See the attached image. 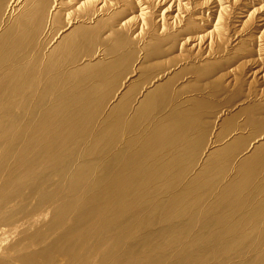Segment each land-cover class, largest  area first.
<instances>
[{"label":"bare ground","instance_id":"obj_1","mask_svg":"<svg viewBox=\"0 0 264 264\" xmlns=\"http://www.w3.org/2000/svg\"><path fill=\"white\" fill-rule=\"evenodd\" d=\"M167 1L0 0V264H109L125 238L136 252L158 249L137 242L158 233L157 222L185 238L201 219L206 233L191 236L190 250L210 242L211 226L233 237L253 222L255 208L238 222L219 209L232 201L242 210L243 191L264 179V99L250 95L254 85L264 95V3L241 16L243 0L195 3L200 13L177 27L172 45L167 29L192 0L162 11ZM130 6L138 15L118 21ZM202 24V35L181 40ZM140 36V48L121 51ZM80 53L90 58L78 65ZM240 56L248 61L228 71ZM247 63L258 71L247 74ZM231 89L242 98L218 111ZM229 170L240 179L223 181ZM48 187L92 189L91 209L68 222L78 206L35 196ZM219 187L222 202L203 209ZM250 264H264V250Z\"/></svg>","mask_w":264,"mask_h":264},{"label":"rangeland","instance_id":"obj_2","mask_svg":"<svg viewBox=\"0 0 264 264\" xmlns=\"http://www.w3.org/2000/svg\"><path fill=\"white\" fill-rule=\"evenodd\" d=\"M172 1H174V0H172ZM200 1L205 2V1H208V0H192V2L190 3L192 5L191 8H190L191 9L190 12H192V13L187 12V11L183 12V14H181V17H182L181 22L179 24H177V25L174 24L173 26H175V28H173L172 25H171L167 29L168 33H171L173 35V37H172V35H170V40L168 41V42H171L172 45H173L174 38H175V36H174L175 35V31L180 28L179 26H181V27L185 26L187 24L188 19H189V17L191 15H196V14L200 13L199 9L195 10V6H197L196 4L199 3ZM167 2L165 4H164V2H162L161 4H164L163 6L154 5V7H156V9L155 8L153 9L154 10V18L156 16L159 17L160 14L162 13V12L159 13L160 10L162 9V11H164L165 8H166V7L164 8V6L165 5L167 6L168 4L171 3L170 1L168 3ZM248 3H250V5H249V7H246L248 5ZM263 3H264L263 0H252V1L251 0L250 1L249 0H243V3L238 8L237 14H238V16L248 15L245 12H247L249 10H250V12H252V9H249V8L258 9L260 7V5L263 4ZM160 6H161V9H159ZM173 7H174L173 12H175L177 10L176 4H174ZM198 7H200V6H198ZM130 8H133V10H131V9L126 10V12H124V15L120 16L118 21L126 22L132 16L138 15V13H137L138 6H136L135 8L133 6H130ZM171 14H173V16L176 15L175 13H171ZM156 21H158V19H156ZM211 22L212 23H210V24H212V25L215 24L214 21L211 20ZM177 27H179V28H177ZM206 29H207V27H206L205 24L204 25L202 24L200 29L195 28V27H191L190 29L186 30L182 34L181 40H184V39L190 38V37H196L197 35H202V33H200V32H202L203 30H206ZM142 39H141V36H140L133 43H130V44H125L124 43L123 47L121 48L122 49L121 51H123L125 49H126V51L127 50L129 51L132 46L140 48L139 46H142V44L144 43L143 41H146V39H144V40H142ZM177 45L179 46V44H177ZM177 45L175 46L174 52H177L180 49V47L178 48ZM234 45H235V43H234ZM259 45H263L262 41L259 42L257 46H259ZM257 46L256 47L255 46H251V48H254V50H258L259 48ZM112 51H114V50H112ZM83 53H80L79 55L77 54V58H78V62L77 63H78V65L80 63H82V62L87 61L88 58H90L89 57L90 55H86V54L84 55ZM137 54H138V58L136 57L133 60H131L130 61V63H131L130 65H132V63L134 62L135 59H136L135 60V62H136L143 55L141 50L139 52H137ZM248 57H245V56H240L239 58L237 57L236 60L232 64H229L228 66H226L228 68V71L232 70L234 67H237L242 61L247 62L248 61ZM73 65L72 64H68V66L66 68H69L70 66H73ZM247 66H248V69H247L246 73L250 74L248 71H252L251 72V74H252L253 72L258 71L259 63L257 65L255 63H253V64L247 63ZM126 71L128 73L130 71V69L128 68V69H126L124 71L122 69L121 73L119 72L118 77L114 78L110 82L112 84L113 83H117L119 81V79H120L119 77L123 78V76H125L127 74ZM70 81H72V80H70ZM70 81L67 82L68 83L67 86L70 85V83H71ZM94 81L97 82V80H94ZM252 89L250 91L251 92L250 95H252V98H253V95H254L255 96V100L257 99V100L261 101V100L264 99V97H263L264 95L262 96L257 91V89L259 90L260 88H256V85H254V86H252ZM220 94H221V97H223V98L226 95H230L229 98H228V100L230 102L227 100L225 104L222 103V105L219 107V109H217L218 111L222 110V112L224 110H226L225 107H227L228 105H231L232 103H234L237 100H239L240 98H242V96H239V97L236 96L235 95V91L232 90V89L231 90H222L220 92ZM258 112L261 115H263L264 114V107L258 108ZM248 128H250L252 130V126L248 127ZM250 129H247V130L251 131ZM248 131H245V132H248ZM257 135H259V134H255V136H257ZM93 138H94V136H92V138L90 137L89 140H88V143ZM93 156H95V155H93ZM105 170L106 169L104 168L101 171L105 172ZM234 172H235L234 170H229L227 173H225V175L223 177V181H225V179H226V181H228V179H230V178H231V181L239 180L240 179V175H239V179H238L237 178L238 176H235ZM65 178H69V175H67ZM263 182H264V179H263V181L261 179L260 182H259L260 186H258L259 189L256 187V188H252L251 190L243 191L242 196L245 197L246 199L244 198L245 204H244L242 210L239 209V208H235V206L232 203V201L229 202L230 204L227 202L226 204L223 203V205L220 206L219 211L221 212V215L226 214L229 217V220H231V222L232 221L238 222V220L243 218L244 215H245V218H246L248 215L251 214V211L253 213L254 210L257 212V213L256 212H254V213H256V215L257 214L259 215V216L257 215L258 217L255 215V218L252 220L253 222H250L249 223L250 225L248 224L249 227L247 225L245 229L242 228V229H240L237 232V234H235V236L233 235V237L237 236L236 238L233 239V237L231 235L227 236V237H224L222 228L220 229V227L211 226V230H213L212 233H210L208 231V235L211 237L210 242L208 244L202 245V246H200V247H198L196 249L190 250L188 244H189V239L191 238V236L194 233H197V232L206 233V230L201 227V224H200L202 222L201 219L196 224V230H198V231L195 230L196 232L194 231L193 233H189L190 235L188 234L185 238L184 237H171L172 233L170 234V232H169V230H171L170 227L167 226V224L163 225L162 222H157L155 224V226H157L159 228V230L157 231L158 233L151 234V235H142L143 237L137 238V242H139L140 245H142L141 243L142 242L144 243L145 239H148V240L150 239L149 240L150 242H157L156 244L160 245L158 249H156V250L145 249V250H143L141 252H136V251H134L132 249V246L135 245V244L137 245L138 243H136L135 241H132V239L125 238L124 239L125 246L122 249H120L118 252L114 253V255L112 256V260H114V261H111L109 264H115V261L122 262V264H154L155 260H158L161 264H192V259L193 258H195V259H198V258L203 259L201 264H250V263L254 262L262 254V251L264 250V227H263L264 226V223H263L264 222V214L260 215L259 214L260 212L257 211L258 206L260 204H262L259 200L264 197V185H263L264 183ZM220 187L217 188V190H213L212 192L214 194L211 192V194L208 196V198H206L204 200L205 203H203V207H204L203 209H207L211 205H215L216 203H221L222 202L221 201L222 198H220L221 195H219L220 191H221ZM57 194H59V196L61 197L60 200L56 203L57 205L60 204V203H64V202H66V203L72 202V203H75L78 206V208H75V211L72 212L69 215L70 217L67 219V221L70 222V223L74 220V215H75V213L77 211H79L80 209H85V210H90L91 209V203L92 202L90 201V197H92V194H93V190L92 189L90 190V189H85V188H79L77 190L71 191L69 189H56L54 187H50V188L48 187V188H41V191H39L38 194L36 193L35 196H42L41 200L43 202L45 200L50 202L51 200H53V199H55L57 197ZM250 194H253L254 197H253V195H250ZM259 195L262 196V197H260ZM209 197H211V198H209ZM209 199H211V200H209ZM55 201H56V199H55ZM253 201L256 202V203H254ZM261 201L264 202V200H261ZM249 204H250V206H249ZM256 204H259V205H256ZM253 205H255V206H253ZM233 207H234V212H233ZM253 208H255V209L252 210ZM235 209L236 210L238 209L237 210L238 212ZM235 211H236V213H235ZM233 214H235V215H233ZM260 218H261V220H258ZM254 220H257V221H254ZM255 223H256V225L253 227V224H255ZM251 226H252V228H251ZM49 227H50V225L47 224L46 225V229L49 228ZM216 230H217V232H216ZM252 234H253V237H251ZM113 235L114 234H111V233L108 234L107 233L106 236H108L110 238H114ZM122 237H124V236H121V238ZM246 238H248V239H246ZM224 239H225V241H224ZM99 242L101 243L102 240L100 239ZM132 242H134V243H132ZM107 243H108V239H106L105 242L102 245H99L100 250H105V249L109 248V245ZM107 251H108V249H107ZM1 252L2 253L6 252L5 248H2ZM10 261H12V260H10Z\"/></svg>","mask_w":264,"mask_h":264}]
</instances>
